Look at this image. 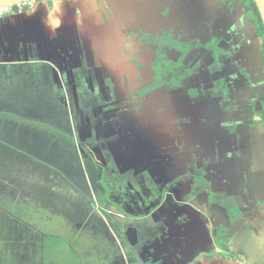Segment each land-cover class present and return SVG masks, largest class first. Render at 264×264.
Here are the masks:
<instances>
[{
  "label": "flooded vegetation",
  "instance_id": "obj_1",
  "mask_svg": "<svg viewBox=\"0 0 264 264\" xmlns=\"http://www.w3.org/2000/svg\"><path fill=\"white\" fill-rule=\"evenodd\" d=\"M35 2L2 19L21 40L5 49V74L29 67L11 102L24 112L27 92L29 109L68 116L66 128L37 123L98 173L101 204L125 219L121 237L163 207L132 262L264 264V64L250 53L260 27L250 0Z\"/></svg>",
  "mask_w": 264,
  "mask_h": 264
},
{
  "label": "rangeland",
  "instance_id": "obj_2",
  "mask_svg": "<svg viewBox=\"0 0 264 264\" xmlns=\"http://www.w3.org/2000/svg\"><path fill=\"white\" fill-rule=\"evenodd\" d=\"M253 31V41H249L250 53L254 54L259 53L261 39ZM3 57L5 55L0 56V64L5 66ZM12 76L15 75L5 76V88L0 90V264H52V260L55 264H81L80 261L83 264H136L128 251L135 241L144 237L141 230L149 221H162L165 210L160 207L146 218L149 221L140 220L138 232L135 230L129 239V229L121 237L125 219L114 206L101 204L106 191L100 189L103 185L98 173L88 172V167L80 161L83 156H77L74 148L61 136H54L49 127H43L44 123H37L48 121L49 125L57 124L58 129L66 128L68 116L55 119L52 114L51 118V108L45 102L43 106L29 109L35 95L27 92L20 104L24 112L16 111L11 94L18 93L20 87H13ZM39 101L44 100L39 98ZM108 177L105 181L113 182L114 178ZM123 192L129 197L127 190ZM77 196L84 197V204L76 200ZM106 213L114 219L115 225ZM5 214L20 221L12 222ZM222 234V230L215 231L216 236ZM10 254L15 255L13 262L7 257ZM242 254L247 259L253 256L248 251Z\"/></svg>",
  "mask_w": 264,
  "mask_h": 264
},
{
  "label": "trees",
  "instance_id": "obj_3",
  "mask_svg": "<svg viewBox=\"0 0 264 264\" xmlns=\"http://www.w3.org/2000/svg\"><path fill=\"white\" fill-rule=\"evenodd\" d=\"M250 3L254 6V9H255V11H256V13H257V16H258V19L260 20V27H259V29H258V33H257V35H258V37H260L262 40H263V45H262V56H261V61H262V63L264 64V26H263V23H262V21H261V17H260V14H259V12H258V10H257V7H256V5H255V3H254V0H250ZM2 19H3V17H0V24H2V22H4L5 21V19L2 21ZM6 46V45H5ZM7 47V46H6ZM5 60V59H4ZM32 67H34V66H32ZM21 68V70H17V71H14V73H16V75L15 76H12L13 77V80H11V82L12 81H14V82H12V84H13V87L15 86V85H17V86H21L20 85V83L22 82V78L24 77H28L29 76V74H25L24 72H26L27 70H28V66H22V67H20ZM264 68V67H263ZM9 72H13V71H11V68L7 71V73L5 74V66H3L2 64H0V90L1 89H4L5 88V76H7V77H9L10 76V73ZM20 74H23V76H21ZM10 79H11V77H10ZM28 82V81H27ZM12 95V94H11ZM13 96V95H12ZM6 216H8L7 214H5ZM6 218H8V219H12L13 221L12 222H19L20 220L19 219H17V218H14L12 215H10V216H8V217H6ZM6 227V226H5ZM6 228H9V227H6ZM8 236V234H6V232H5V239H6V237ZM47 239H50V238H47ZM46 238H45V240H47ZM45 245H47L48 246V244H47V241H45ZM219 247H222L221 246V244L219 243ZM8 258H9V261L10 262H13V258H15V255H13V254H10L9 256H7ZM38 257V256H37ZM43 257H44V254L43 253H41V255H40V262L41 263H43ZM223 257L225 258V259H227V258H229L228 257V255L226 254V253H224L223 254ZM74 258H75V256H74ZM72 260H73V258L70 260V263L72 262ZM227 262V261H226ZM226 262H225V264H226ZM56 262L54 261V260H52V264H55ZM80 263L81 264H83V262H81L80 261Z\"/></svg>",
  "mask_w": 264,
  "mask_h": 264
},
{
  "label": "water",
  "instance_id": "obj_4",
  "mask_svg": "<svg viewBox=\"0 0 264 264\" xmlns=\"http://www.w3.org/2000/svg\"><path fill=\"white\" fill-rule=\"evenodd\" d=\"M27 1H32V0H0V9L6 8V7H14L18 4H21ZM254 3L257 7V10L260 14V17H261V20L264 26V0H254ZM12 25L13 24L5 25V21L2 22V24H0V56L4 54L5 49L7 47H9L8 50H12L14 48H17L19 43L21 45V40L18 41L15 39V36L18 35L16 31V26L14 27ZM259 53H260V59H261V56H262L261 48H259Z\"/></svg>",
  "mask_w": 264,
  "mask_h": 264
},
{
  "label": "built area",
  "instance_id": "obj_5",
  "mask_svg": "<svg viewBox=\"0 0 264 264\" xmlns=\"http://www.w3.org/2000/svg\"><path fill=\"white\" fill-rule=\"evenodd\" d=\"M35 4H36L35 0H32V1L23 2L14 7L2 8L0 9V11H3V15L0 17H5V15H9L10 13L13 12V10L19 13L26 11V10H31L35 7Z\"/></svg>",
  "mask_w": 264,
  "mask_h": 264
},
{
  "label": "crops",
  "instance_id": "obj_6",
  "mask_svg": "<svg viewBox=\"0 0 264 264\" xmlns=\"http://www.w3.org/2000/svg\"><path fill=\"white\" fill-rule=\"evenodd\" d=\"M6 24H13L12 26H14V27L16 26V24H14L13 22H9V23H8V22H5V25H6ZM256 158H257V156H256V154H255V158H254V160H253V161H255V164L257 163ZM253 161H252V162H253ZM236 164H237V165H240L239 162H238V163L233 162V165H234V166H236ZM253 164H254V163H253ZM259 175H261V181H262V183L264 184V174H263V173H260ZM257 178H258V175L255 176V183H256V181H257ZM218 184H219V183H218ZM223 185L225 186V184H223ZM232 188H233V187H232ZM252 205H253V204H252ZM259 217H260V216H259ZM260 222H261V221L259 220L258 223L261 224ZM222 262H223V261H222ZM208 263H209V264H213V263H210V262H208ZM229 263L232 264L231 262H229ZM223 264H224V262H223ZM226 264H228V263H226Z\"/></svg>",
  "mask_w": 264,
  "mask_h": 264
},
{
  "label": "clouds",
  "instance_id": "obj_7",
  "mask_svg": "<svg viewBox=\"0 0 264 264\" xmlns=\"http://www.w3.org/2000/svg\"><path fill=\"white\" fill-rule=\"evenodd\" d=\"M3 15V11H0V16H2ZM62 23V22H61ZM61 26V24H57L56 25V28H59ZM55 31V29H53V32Z\"/></svg>",
  "mask_w": 264,
  "mask_h": 264
}]
</instances>
